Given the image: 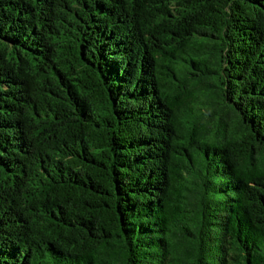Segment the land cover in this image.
<instances>
[{
	"label": "trees",
	"instance_id": "16d2710c",
	"mask_svg": "<svg viewBox=\"0 0 264 264\" xmlns=\"http://www.w3.org/2000/svg\"><path fill=\"white\" fill-rule=\"evenodd\" d=\"M0 264H264V0H0Z\"/></svg>",
	"mask_w": 264,
	"mask_h": 264
}]
</instances>
